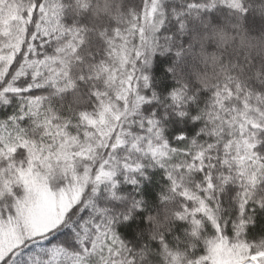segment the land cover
<instances>
[{
	"label": "snow or ice",
	"instance_id": "1",
	"mask_svg": "<svg viewBox=\"0 0 264 264\" xmlns=\"http://www.w3.org/2000/svg\"><path fill=\"white\" fill-rule=\"evenodd\" d=\"M0 264H264V0H0Z\"/></svg>",
	"mask_w": 264,
	"mask_h": 264
}]
</instances>
